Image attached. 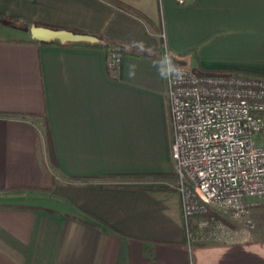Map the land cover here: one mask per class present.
<instances>
[{
	"label": "crops",
	"instance_id": "crops-1",
	"mask_svg": "<svg viewBox=\"0 0 264 264\" xmlns=\"http://www.w3.org/2000/svg\"><path fill=\"white\" fill-rule=\"evenodd\" d=\"M119 1L138 14L0 0V264H264V237L188 245L176 190L109 185L172 170L163 43L184 66L264 77V0ZM33 25L126 54L111 69L102 49L36 42Z\"/></svg>",
	"mask_w": 264,
	"mask_h": 264
},
{
	"label": "built area",
	"instance_id": "built-area-1",
	"mask_svg": "<svg viewBox=\"0 0 264 264\" xmlns=\"http://www.w3.org/2000/svg\"><path fill=\"white\" fill-rule=\"evenodd\" d=\"M170 57L164 42L170 156L185 230L196 216L227 213L242 225L238 237L224 242L248 241L254 224L247 199L264 201V77L200 73ZM120 61L119 54L109 53V68ZM172 69L179 70V79L169 76Z\"/></svg>",
	"mask_w": 264,
	"mask_h": 264
},
{
	"label": "rangeland",
	"instance_id": "rangeland-1",
	"mask_svg": "<svg viewBox=\"0 0 264 264\" xmlns=\"http://www.w3.org/2000/svg\"><path fill=\"white\" fill-rule=\"evenodd\" d=\"M6 36H13L14 33L5 32L3 33ZM186 67L191 68L197 72H203L208 69L200 68L197 63L188 60ZM211 71V70H208ZM213 71V70H212ZM211 71V72H212ZM208 73V72H205ZM213 73H222V72H213ZM224 73V72H223ZM227 73V72H225ZM172 137H170L171 142ZM47 174H50V171L53 169V164L49 162L44 164ZM172 170L167 175H151L146 178H136L133 181L125 183H112L109 185L126 187V186H136V187H145V188H161L176 190V175L174 164H171ZM116 181H123L122 179ZM47 189H45L46 191ZM247 202L251 205L250 219L253 221L254 226L248 228V234L252 237H264V201L260 200L257 197L247 199ZM206 222V223H205ZM242 225V224H239ZM238 222L233 220L229 214L222 213V215H214V218L209 216H196L191 219L190 224L188 225L187 230H185V237L187 239L188 234V245H203L212 240L215 236L217 241L224 242V239L235 238L239 235V226ZM185 227V225H184ZM250 238V239H251Z\"/></svg>",
	"mask_w": 264,
	"mask_h": 264
},
{
	"label": "trees",
	"instance_id": "trees-1",
	"mask_svg": "<svg viewBox=\"0 0 264 264\" xmlns=\"http://www.w3.org/2000/svg\"><path fill=\"white\" fill-rule=\"evenodd\" d=\"M107 2L111 3L113 6H115L116 8L124 11V12H127V13H130V14H138L133 8H131L130 6H128L127 4L119 1V0H106ZM100 41L97 42V43H87V42H66V43H60L59 41L57 40H54V41H48V42H45V41H37L38 43L40 44H54V45H64V46H75V47H93V48H99V49H102L106 52L107 56L109 55V53L111 51H114L116 52L117 54H119L121 57L123 55L126 54V51L122 48L121 45H118V44H115L113 43L112 41L108 40V39H105V38H102L100 37ZM209 70V69H208ZM203 71V72H208V73H213L214 71ZM43 125V137H44V140L46 142V152H47V156H48V160L50 163H52L54 165V151H53V146H52V141H51V133H50V128L48 126V124L46 122H43L42 123ZM42 159V158H41ZM42 166H44L45 168V165H44V162L42 161L41 162ZM43 168V169H44ZM46 171V169H44ZM79 181H89L87 179H78ZM128 188H138L136 186H126ZM162 188V187H161ZM84 221V220H82ZM87 222L88 224L90 225H93V226H96L98 227V225L94 222H88V221H85Z\"/></svg>",
	"mask_w": 264,
	"mask_h": 264
},
{
	"label": "water",
	"instance_id": "water-1",
	"mask_svg": "<svg viewBox=\"0 0 264 264\" xmlns=\"http://www.w3.org/2000/svg\"><path fill=\"white\" fill-rule=\"evenodd\" d=\"M31 37L37 41H54L57 40L60 43L66 42H87L97 43L100 39L94 35L75 33L67 29H52L48 27L35 26L30 28ZM171 62L176 65H182V61L177 60L175 57H170Z\"/></svg>",
	"mask_w": 264,
	"mask_h": 264
},
{
	"label": "clouds",
	"instance_id": "clouds-1",
	"mask_svg": "<svg viewBox=\"0 0 264 264\" xmlns=\"http://www.w3.org/2000/svg\"><path fill=\"white\" fill-rule=\"evenodd\" d=\"M166 59H167V58H166ZM173 74L177 77V79H179L180 76H181V73L179 72V70H175V69L170 70V72H169V76H171V75H173Z\"/></svg>",
	"mask_w": 264,
	"mask_h": 264
}]
</instances>
